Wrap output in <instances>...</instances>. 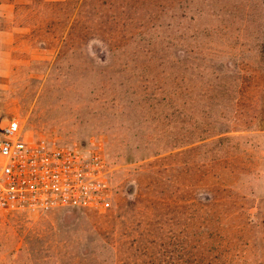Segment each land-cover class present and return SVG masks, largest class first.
<instances>
[{
    "label": "rangeland",
    "instance_id": "rangeland-1",
    "mask_svg": "<svg viewBox=\"0 0 264 264\" xmlns=\"http://www.w3.org/2000/svg\"><path fill=\"white\" fill-rule=\"evenodd\" d=\"M11 118L109 194L0 208V264H264V0H0Z\"/></svg>",
    "mask_w": 264,
    "mask_h": 264
},
{
    "label": "built area",
    "instance_id": "built-area-1",
    "mask_svg": "<svg viewBox=\"0 0 264 264\" xmlns=\"http://www.w3.org/2000/svg\"><path fill=\"white\" fill-rule=\"evenodd\" d=\"M106 172L97 149L29 142L13 118L1 128L0 208H99L108 200Z\"/></svg>",
    "mask_w": 264,
    "mask_h": 264
}]
</instances>
